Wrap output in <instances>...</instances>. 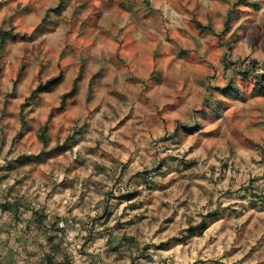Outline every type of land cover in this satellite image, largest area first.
Masks as SVG:
<instances>
[{"label":"rangeland","instance_id":"1","mask_svg":"<svg viewBox=\"0 0 264 264\" xmlns=\"http://www.w3.org/2000/svg\"><path fill=\"white\" fill-rule=\"evenodd\" d=\"M0 264H264V0H0Z\"/></svg>","mask_w":264,"mask_h":264},{"label":"trees","instance_id":"2","mask_svg":"<svg viewBox=\"0 0 264 264\" xmlns=\"http://www.w3.org/2000/svg\"><path fill=\"white\" fill-rule=\"evenodd\" d=\"M6 34L7 32H1V40L5 41L6 40ZM61 80V76L58 75L56 77H53L52 79L46 81L44 84H41L37 87V89L32 91V94L36 93V92H40L41 90H47L49 88H51L52 86H54L55 84H57L59 81ZM72 90H70L69 92L65 93L63 96H69L71 95Z\"/></svg>","mask_w":264,"mask_h":264}]
</instances>
